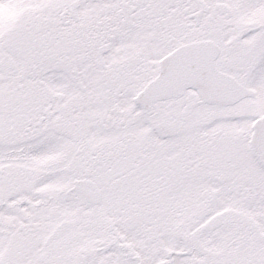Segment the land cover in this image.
I'll return each instance as SVG.
<instances>
[{
  "label": "snow or ice",
  "instance_id": "1",
  "mask_svg": "<svg viewBox=\"0 0 264 264\" xmlns=\"http://www.w3.org/2000/svg\"><path fill=\"white\" fill-rule=\"evenodd\" d=\"M0 264H264V0H0Z\"/></svg>",
  "mask_w": 264,
  "mask_h": 264
}]
</instances>
